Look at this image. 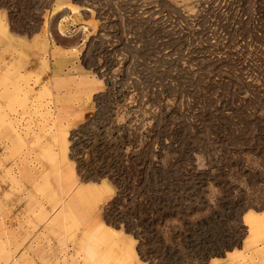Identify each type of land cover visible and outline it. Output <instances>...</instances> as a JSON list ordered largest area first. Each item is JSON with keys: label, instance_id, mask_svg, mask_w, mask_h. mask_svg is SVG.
I'll list each match as a JSON object with an SVG mask.
<instances>
[{"label": "rangeland", "instance_id": "374dc122", "mask_svg": "<svg viewBox=\"0 0 264 264\" xmlns=\"http://www.w3.org/2000/svg\"><path fill=\"white\" fill-rule=\"evenodd\" d=\"M0 2L11 4L0 7L14 31L79 43L81 64L104 83L69 132L89 122L75 133L74 159L69 139L75 164L93 136L127 135L125 153L149 146L152 182L118 195L115 186L104 212L133 235L124 225L138 230L134 198L162 190L143 207V261L264 264V0ZM105 171L78 173L109 179Z\"/></svg>", "mask_w": 264, "mask_h": 264}, {"label": "crops", "instance_id": "0c3cea01", "mask_svg": "<svg viewBox=\"0 0 264 264\" xmlns=\"http://www.w3.org/2000/svg\"><path fill=\"white\" fill-rule=\"evenodd\" d=\"M80 52L45 28L14 31L0 7V264H148L105 219L115 185L83 179L69 156L104 87Z\"/></svg>", "mask_w": 264, "mask_h": 264}, {"label": "trees", "instance_id": "16d2710c", "mask_svg": "<svg viewBox=\"0 0 264 264\" xmlns=\"http://www.w3.org/2000/svg\"><path fill=\"white\" fill-rule=\"evenodd\" d=\"M1 1V0H0ZM11 4H8L6 2H0V6L9 8ZM11 11H9V18L10 20L12 17H10ZM88 121L80 125L75 131H72L70 133L69 139H70V155L74 159L72 150H73V138L75 137V133L82 130L88 125ZM100 135L99 137H101ZM94 136L92 138V141L88 142V144H85V148H89L88 156L84 159H75L77 164V170L79 173H81L82 169L90 168V166H94L98 164V168H104L106 169L105 172L100 174L99 176H107L118 188L117 195L120 193V187L121 189H128V187H141L145 190L147 188V184L152 182L153 175L150 173H147L148 166L150 165L151 158L147 156V150L149 149V146H143L140 149H137V146L134 145V147L131 149L130 152L125 153V142H129L130 140L127 138V135L123 137H105L102 136L99 139L93 140ZM123 141V142H122ZM136 141V139L132 140ZM95 143V144H94ZM95 151V153L92 154V151ZM92 155V156H90ZM168 178V177H167ZM88 179V178H86ZM158 187L156 185L153 186L154 190H151L154 195L146 196L145 192L142 191L141 196H137L134 199L137 201V204H141L142 208L141 211L136 213L133 216V221H137L138 223H135L138 226V230L136 228H133L131 226L132 221H129L125 223L124 228L133 233L135 238H137V251L139 255L141 254V247L143 245V234L146 230V226L148 224L149 216L146 212L145 205L146 202H154L155 200H159L160 197H158L162 192V190L157 189ZM117 195L112 200L111 204L114 203L117 200ZM157 195V196H155ZM144 207V208H143ZM142 212L143 217H139L140 213ZM138 214V216H137ZM171 217V215H169ZM139 224V225H138ZM143 224V227H142ZM145 239V238H144ZM143 240V242H141ZM231 248V246H226V250ZM216 253H210L207 255V258H209L211 255H215ZM171 264H179V261H171Z\"/></svg>", "mask_w": 264, "mask_h": 264}]
</instances>
